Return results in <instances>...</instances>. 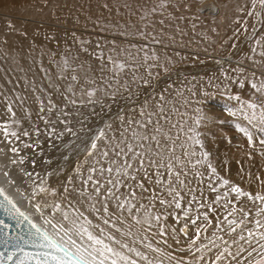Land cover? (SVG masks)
<instances>
[{"label": "snow or ice", "instance_id": "6c2138e0", "mask_svg": "<svg viewBox=\"0 0 264 264\" xmlns=\"http://www.w3.org/2000/svg\"><path fill=\"white\" fill-rule=\"evenodd\" d=\"M99 8L108 16L77 17L39 44L35 31L8 21L0 29V210L28 223L10 236L0 220V264H264V191L253 190L264 177L242 166L233 176L215 156L209 126L218 117L205 107L212 92L201 88L189 115L184 91L192 89L167 83L185 62L203 63L202 45L216 43L209 32L219 37L224 25L216 63L244 41L249 63L205 83L226 92L250 85L264 97V0H103ZM229 98L239 102L225 110L251 149L245 156L255 163L256 152L264 171V102ZM92 118L104 126L93 131ZM49 150H63L70 166L52 167Z\"/></svg>", "mask_w": 264, "mask_h": 264}, {"label": "bare ground", "instance_id": "6f19581e", "mask_svg": "<svg viewBox=\"0 0 264 264\" xmlns=\"http://www.w3.org/2000/svg\"><path fill=\"white\" fill-rule=\"evenodd\" d=\"M102 2L103 0H53L52 3H49L46 7L42 8L40 5L44 3V0H0V29H3L5 25V21H8L12 23L19 31L26 30L29 36H31L33 31H35L37 33H40V37L36 41V43L39 44L40 40L43 39V34L45 33L55 34L57 32H60V34L63 35L62 30L65 28L71 29L75 24L77 17L80 18V23H84L85 15H91L93 19H95L96 16L100 14H103L104 16H108L107 12H105L102 8H99V4H101ZM216 2L221 6L225 4V0H216ZM226 15H227L226 10L222 8L220 18L225 19V23L227 22ZM211 26L215 27V25H211ZM199 30L200 29H197V31ZM90 32H91V27L89 26V29L87 32H85V35L87 36ZM219 32H220L219 37L213 36L212 33L209 32V35L212 36L213 40H215L216 43H213L211 45L209 43H204L202 45L203 47H208L209 49V55L200 56V60L203 61V63L185 62L184 64L179 66V72L178 73L174 72L171 79L167 80V83L173 85V87L176 89H181L182 91L186 88L192 89L191 92L184 91V96L186 98L192 99L193 101L191 107L187 109L189 115H193L191 109H194L198 106L195 103V101L196 99L201 98L200 89L204 88L212 92L213 99L211 103L205 105V107L206 109L211 110V112L218 117L216 123L214 125L209 126L210 134L216 138L215 148L213 149L215 156L217 158H226L229 161V168L230 170H232L233 176H234V172L238 169V167L242 166L245 170H251L257 175H261L262 177H264V171L260 170L261 158L258 155L253 154L256 161L254 163L253 160H248L246 156H243L244 151L248 150L247 147L249 146H242L238 150H232V153L227 152V150H224L226 149L224 148V146H223L224 149L221 148L223 140H219V137H217V135L215 134L218 133L219 130L218 127H221L222 124V122L220 121L221 118L226 117L227 119H230V121H232L233 124L234 121L237 119L234 117H230V114L225 110V104H228L230 107L233 108H239V102L231 100L229 98V94H239L243 100L254 99L257 103L264 102V97H260L259 95L253 97L251 95L253 90H251L250 85L247 86L246 90H241L238 86L232 84L228 92H226L225 89L223 88L222 83L219 90L210 87L207 83H205V81L209 80L210 78H221L222 80V69L228 70L229 67L235 68L237 66V63L240 62L241 60H243V63L245 65L249 63V61L245 59L248 55H251L250 53L251 45L248 41H244L240 44V48H241L240 51H236L235 49L230 50L234 53V55L231 56V59L228 62H225L223 65L216 63L218 59L224 56V53L219 51L218 46L220 39L223 38L225 32H227V28L224 25H221V27L219 28ZM91 38L94 39L95 37L93 36ZM14 39L19 40L20 36L17 34L14 37ZM27 43L28 41L24 42L25 46L27 45ZM61 47H63V45H61ZM194 47L195 45H193V48ZM5 51H7V49H5ZM181 54L187 55L188 53L182 52ZM8 55L12 56V52H9ZM256 58L259 59V56L257 55ZM260 75L261 74L257 72V76ZM161 83L163 84L164 81L162 80ZM193 93H195V95H193ZM140 99H143V97H141ZM181 111L183 112L185 111V109L181 108ZM112 115H114V113ZM128 115L131 116L133 115V113L129 111ZM176 119H180V117L177 116ZM223 120L224 119H222V121ZM227 121L229 123V120ZM189 123H191L190 120ZM232 123L230 124L232 125ZM96 125L98 126L96 128H100L104 126L102 122L97 123L95 119L92 118L90 120L89 126L92 128V126L94 127ZM225 127L228 128L227 125ZM229 127L230 129L232 128L231 126ZM202 130L208 131L209 129H202ZM232 131H235V128ZM239 139L241 141L243 140L245 145H248L246 138L243 137L242 134H240ZM62 151L63 150H57V151L49 150L47 152L46 158L53 159L52 167L64 166L65 168H68L70 166L69 164H66L63 161L61 157ZM225 153H227L226 157L224 155ZM26 154L29 155V157L32 156L31 152H27ZM70 160L72 162H75V156L70 155ZM236 161L240 162L239 166L236 164ZM27 170L29 171L34 170L35 172L40 173L41 176L44 175V168H42L40 165H29ZM48 170L51 171L52 169L49 168ZM60 179H63V177H60ZM47 180L49 185H53V186L57 185L56 177H47ZM4 186L6 187V189H8L12 194H14L17 197V199L22 205L28 208L34 214V216L42 222V219L37 216V214L33 211L31 206L25 204L23 199L14 191V189L9 187L7 184H4ZM242 186L244 185L242 184ZM253 190L264 191V188L257 186ZM49 229L52 230L50 227Z\"/></svg>", "mask_w": 264, "mask_h": 264}, {"label": "rangeland", "instance_id": "374dc122", "mask_svg": "<svg viewBox=\"0 0 264 264\" xmlns=\"http://www.w3.org/2000/svg\"><path fill=\"white\" fill-rule=\"evenodd\" d=\"M215 106H217V105H215ZM95 119V118H94ZM222 119H224L223 121H222ZM227 120H229V123H228V121ZM95 121L97 122V123H100L101 121H99V120H96L95 119ZM221 122H222V124H221V127H218V133H215L216 135H217V137H219V140H223L222 139V137H228L229 139H231L232 140V143L231 144H228L225 140H223V142H222V147L221 148H223V146H224V148H226V149H224V150H227V152H231L232 153V150H238L239 148H241V147H237V145H240V146H248V145H245V143H244V141L242 142L239 138H240V134L237 132L238 130H236V128H235V126H234V124L232 123V121H230V119H227L226 117H224V118H221V120H220ZM225 123H226V125L228 126V128L227 127H225L226 125H225ZM230 123H232V125L230 124ZM223 125V126H222ZM229 126H231L232 128L230 129V127ZM96 127H98L97 125L96 126H92V129L93 130H95L96 129ZM235 128V131H232V130H234V128ZM224 128H226V129H224ZM220 129H221V131H220ZM223 130V131H222ZM220 131V132H219ZM221 134V135H220ZM239 142H238V141ZM220 143H221V141H220ZM242 143H244V144H242ZM247 149L248 150H245L244 151V153H246V152H248L249 150L251 151V149L249 148V147H247ZM226 152V151H225ZM243 153V156H245V154ZM253 154H256V155H258L256 152H254Z\"/></svg>", "mask_w": 264, "mask_h": 264}, {"label": "water", "instance_id": "95a60500", "mask_svg": "<svg viewBox=\"0 0 264 264\" xmlns=\"http://www.w3.org/2000/svg\"><path fill=\"white\" fill-rule=\"evenodd\" d=\"M6 190L8 191V194L11 195L17 201V206L20 207L22 211H26L27 213H30L32 218H33V220H34V222L42 223L39 219H37L34 216V214L28 208H26L24 205H22L19 202V200L17 199V197L14 194H12L8 189H6ZM0 220H3L5 222V224L12 225V227L7 230L8 234L10 236H15L17 234H22L28 227V223L27 222H25V223H23L21 225H17L16 221L13 220L11 217L7 216L3 212V210H0ZM49 231H51V230L49 229ZM2 250H3V247L0 246V251H2ZM25 250L26 251H32L33 249L30 246H26Z\"/></svg>", "mask_w": 264, "mask_h": 264}]
</instances>
